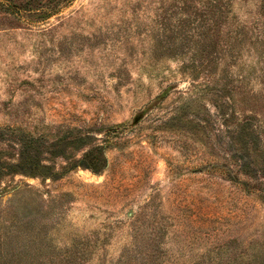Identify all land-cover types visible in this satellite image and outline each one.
Returning a JSON list of instances; mask_svg holds the SVG:
<instances>
[{
    "label": "rangeland",
    "instance_id": "374dc122",
    "mask_svg": "<svg viewBox=\"0 0 264 264\" xmlns=\"http://www.w3.org/2000/svg\"><path fill=\"white\" fill-rule=\"evenodd\" d=\"M262 79L264 0H0V264H264Z\"/></svg>",
    "mask_w": 264,
    "mask_h": 264
},
{
    "label": "trees",
    "instance_id": "16d2710c",
    "mask_svg": "<svg viewBox=\"0 0 264 264\" xmlns=\"http://www.w3.org/2000/svg\"><path fill=\"white\" fill-rule=\"evenodd\" d=\"M261 86H264V80L262 79L261 82H260ZM257 128V127H255ZM240 131H242L240 129ZM253 135L254 134H257L255 132V130H253ZM256 136V135H254ZM255 142H256V147H257V144H258V137L256 136L255 137ZM260 141V140H259ZM233 167H235V171H237V169L239 170L240 168L244 169V166H240L236 164V162L233 163ZM241 172V171H240ZM224 177H226L228 179V181H230L232 184H235L236 186H238L239 188L241 189H247L246 191H248L250 194H258V198H260V200L264 201V186L262 187V184L260 181H257L255 184L251 185L249 183H246L242 180H240L238 178V172L237 173H233L232 171L230 170H223L222 171ZM245 175V174H243Z\"/></svg>",
    "mask_w": 264,
    "mask_h": 264
}]
</instances>
